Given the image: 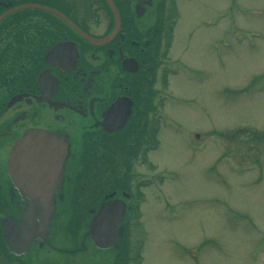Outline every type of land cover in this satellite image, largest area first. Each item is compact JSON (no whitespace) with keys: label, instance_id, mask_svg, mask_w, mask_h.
Segmentation results:
<instances>
[{"label":"flooded vegetation","instance_id":"af4514ba","mask_svg":"<svg viewBox=\"0 0 264 264\" xmlns=\"http://www.w3.org/2000/svg\"><path fill=\"white\" fill-rule=\"evenodd\" d=\"M111 1L118 27L107 0H0V264L84 253L81 216L68 206H101L89 209L90 231L102 207L121 201L112 248L98 249L88 231L95 250L112 251L142 203L146 176L134 166L161 119L153 80L171 67L161 48L169 0ZM29 137L27 154H14ZM65 236L79 246L59 248Z\"/></svg>","mask_w":264,"mask_h":264},{"label":"rangeland","instance_id":"374dc122","mask_svg":"<svg viewBox=\"0 0 264 264\" xmlns=\"http://www.w3.org/2000/svg\"><path fill=\"white\" fill-rule=\"evenodd\" d=\"M167 10L171 67L153 80L161 119L134 164L147 179L141 205L112 251L88 238L89 209L101 206H68L85 252L35 251L26 264H264V0H169ZM79 242L61 237L59 248Z\"/></svg>","mask_w":264,"mask_h":264},{"label":"water","instance_id":"95a60500","mask_svg":"<svg viewBox=\"0 0 264 264\" xmlns=\"http://www.w3.org/2000/svg\"><path fill=\"white\" fill-rule=\"evenodd\" d=\"M107 2L109 6L113 9V13L115 15L118 27V16L114 9L113 3L111 0H107ZM46 140L49 141L48 143L52 142V140ZM31 141L32 137H29L20 142L18 146L14 149V154H16V152L18 154H22V156L25 153L27 154V151L29 150L28 143ZM50 209L52 211L53 207H50ZM125 214L126 206L121 201H115L100 209L96 217L93 219L89 231V235L94 246H96L100 250H106L113 247L116 242L117 230L121 228Z\"/></svg>","mask_w":264,"mask_h":264}]
</instances>
